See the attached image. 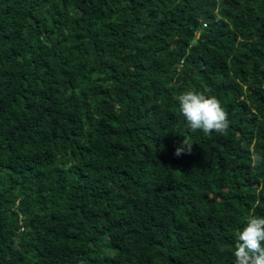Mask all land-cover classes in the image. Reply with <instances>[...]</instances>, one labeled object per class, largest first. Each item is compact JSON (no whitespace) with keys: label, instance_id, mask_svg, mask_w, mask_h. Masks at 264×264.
I'll return each mask as SVG.
<instances>
[{"label":"trees","instance_id":"trees-1","mask_svg":"<svg viewBox=\"0 0 264 264\" xmlns=\"http://www.w3.org/2000/svg\"><path fill=\"white\" fill-rule=\"evenodd\" d=\"M257 155L264 0H0V264H232Z\"/></svg>","mask_w":264,"mask_h":264},{"label":"clouds","instance_id":"clouds-1","mask_svg":"<svg viewBox=\"0 0 264 264\" xmlns=\"http://www.w3.org/2000/svg\"><path fill=\"white\" fill-rule=\"evenodd\" d=\"M179 109L191 132H227L230 120L222 101L206 91L188 89L176 97ZM193 143L187 139L177 147L175 155L191 152ZM255 160H262L259 155ZM243 228L236 233L232 264H264V215L249 214Z\"/></svg>","mask_w":264,"mask_h":264}]
</instances>
